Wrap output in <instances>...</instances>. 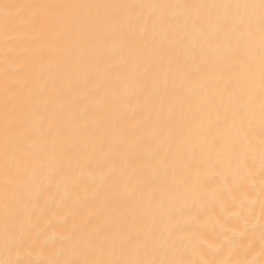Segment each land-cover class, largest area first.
Wrapping results in <instances>:
<instances>
[{
	"label": "bare ground",
	"instance_id": "6f19581e",
	"mask_svg": "<svg viewBox=\"0 0 264 264\" xmlns=\"http://www.w3.org/2000/svg\"><path fill=\"white\" fill-rule=\"evenodd\" d=\"M260 0H0V264H264Z\"/></svg>",
	"mask_w": 264,
	"mask_h": 264
},
{
	"label": "snow or ice",
	"instance_id": "6c2138e0",
	"mask_svg": "<svg viewBox=\"0 0 264 264\" xmlns=\"http://www.w3.org/2000/svg\"><path fill=\"white\" fill-rule=\"evenodd\" d=\"M260 8H261V25L262 29H264V0H260ZM261 77H262V116H264V48H262V56H261ZM17 264H21V262H17ZM53 264H59V262H53ZM65 264H155V262H145V261H136V260H115V261H105V260H96V261H69L65 262Z\"/></svg>",
	"mask_w": 264,
	"mask_h": 264
}]
</instances>
